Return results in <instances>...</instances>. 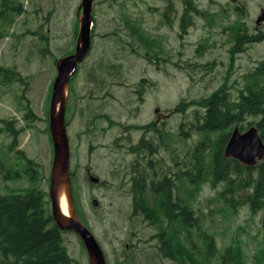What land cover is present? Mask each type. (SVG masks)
I'll use <instances>...</instances> for the list:
<instances>
[{"label": "rangeland", "instance_id": "obj_1", "mask_svg": "<svg viewBox=\"0 0 264 264\" xmlns=\"http://www.w3.org/2000/svg\"><path fill=\"white\" fill-rule=\"evenodd\" d=\"M97 1L103 3L94 9L96 33L111 32V36L94 38L86 60L75 66L66 119L71 127L69 176L72 173L74 203L79 219L97 240L106 264H174L167 258H148L140 252L143 247L153 246L155 239L149 237L156 230L167 233V222L154 209L162 194H153L148 187L136 193L133 209L128 180L137 155L150 160L149 173H165L172 179L168 188L170 202L178 199L187 203L199 224L191 228L189 242L183 229L173 233L179 260L187 264H219L221 253L229 248V260L233 261L230 264H262V209L251 210L235 198L230 202L228 194H221L223 182L206 179L191 184L182 173L191 166L193 146L202 137V132L191 128L195 124L193 111L201 108L190 102L207 96L221 83L235 97L245 76L264 63V21L254 23L260 10L264 11V0ZM17 2L24 6L21 14L10 10L11 4ZM78 2L0 0V12L5 15V19L0 17V66L14 71L11 77L0 74V120H4L0 122V195L30 187L41 188L47 194L51 144L46 111L55 75L54 61L71 49L72 9ZM184 7L188 11L182 25ZM32 8L36 9L34 23ZM123 14L129 15L142 32L140 39L129 38L121 31ZM234 20H239L246 32L262 35L257 41L242 43L240 51L230 53ZM37 27L38 40L25 34ZM45 27L54 38L43 42ZM146 56H152L151 62ZM109 72L117 74L116 81ZM92 73L99 74L96 78H102L103 88L114 97L105 105L96 101L103 90L96 87L99 81L92 79ZM139 77L149 83L140 87L141 99L134 93ZM261 81L264 83V78ZM76 96L79 99L75 100ZM81 101L86 103V109L80 107L82 110L91 113L98 108L117 123L110 128L106 120L98 118L86 124L78 107ZM27 105L31 118L24 117ZM251 120L246 117L242 121L243 129ZM84 131L89 132L88 136L83 135ZM142 137L149 145L144 148L141 144L144 153L134 155L130 145ZM115 141L120 145L115 146ZM25 158L36 164L33 179L25 174ZM88 175L103 181L104 186L90 182ZM92 199L97 201L96 206L91 205ZM149 214L155 216L154 225L149 218L142 219ZM200 230L213 238L216 251L211 257L205 254V245L197 233ZM62 244L74 261L88 264L83 246L72 231L62 232Z\"/></svg>", "mask_w": 264, "mask_h": 264}, {"label": "trees", "instance_id": "obj_2", "mask_svg": "<svg viewBox=\"0 0 264 264\" xmlns=\"http://www.w3.org/2000/svg\"><path fill=\"white\" fill-rule=\"evenodd\" d=\"M10 10L17 14L20 13V2L16 5L11 4ZM187 11L188 7L187 10L184 7L182 25H184ZM1 13L0 17L5 19V15ZM125 24L127 25L126 21ZM231 24L233 40L230 53L240 51L242 43H251L261 39V32L254 34L246 32L239 20H234ZM134 32L140 39L142 32L138 27L134 28ZM0 74L3 78L11 77L14 71L0 66ZM263 78L264 63H260L245 76L244 84L237 90L235 97L230 96L229 87L221 83L207 96L190 100V103L201 108L197 112L193 111L195 124L191 128L196 132H202V137L193 146L191 166L182 173L183 178L191 184H198L206 179L212 183L223 182L224 190L221 194L224 196L228 194L231 198L230 202L235 198L251 210L264 208V154L256 164L247 166L233 158L224 157L222 151L234 125H237L240 131L244 130L241 123L246 117H252V120L247 122L246 128L254 126L264 145V83L261 81ZM25 109L24 117L31 118L32 111L28 105ZM4 124L8 126V123ZM181 133L186 136V132L181 130ZM25 164V174L33 179L36 174V164L28 158H25ZM69 177L73 199L72 173ZM166 187L164 192L157 190L153 194L159 191L160 194L165 195L164 199L161 195L154 209L165 216L167 233L165 234V230L160 228L156 230V233L149 237V239H155L153 246L143 247L140 252L143 255L147 254L148 258H167L174 264H187L175 256L174 237L180 228L183 229L184 237L188 241L191 228L199 224L195 223L196 217L187 203L178 199L173 200V203L170 202L169 185ZM132 195L135 198L136 194L132 193ZM165 200L168 202H164ZM73 206L77 213L75 203ZM134 207L135 200L133 209ZM77 215L80 218L78 213ZM142 215L145 216L146 213ZM146 218H149V222L153 225L156 222L155 216L149 214L142 217V219ZM62 232L65 231L59 230L51 218L45 190L30 187L17 193L0 195V264H79L68 255L63 246ZM197 233L205 245V254L211 257L216 251L212 236L204 230L197 231ZM190 246L187 247L190 248ZM230 258L232 259L230 250L226 248L219 257V264L232 263ZM130 264H144V261Z\"/></svg>", "mask_w": 264, "mask_h": 264}, {"label": "water", "instance_id": "obj_3", "mask_svg": "<svg viewBox=\"0 0 264 264\" xmlns=\"http://www.w3.org/2000/svg\"><path fill=\"white\" fill-rule=\"evenodd\" d=\"M90 3L91 0H81L73 52L60 56L54 61L55 75L51 82L46 113L47 134L51 144L47 197L54 224L59 230L72 231L78 237L85 251L87 263L106 264L97 240L81 222L73 206L69 179V149L64 124L68 79L76 64L83 60L89 49ZM262 21H264V11L260 10L254 23L259 24ZM222 153L224 157L252 166L263 157L264 145L254 126L240 131L237 125H234ZM88 179L93 183L98 181L97 177L91 175H88ZM61 201L64 204V212L60 207ZM96 204L97 201L92 199L91 205L96 206ZM261 225L264 229V208Z\"/></svg>", "mask_w": 264, "mask_h": 264}, {"label": "flooded vegetation", "instance_id": "obj_4", "mask_svg": "<svg viewBox=\"0 0 264 264\" xmlns=\"http://www.w3.org/2000/svg\"><path fill=\"white\" fill-rule=\"evenodd\" d=\"M80 3H81V0H79L78 4L75 5L74 9H72L73 14H74V18H73V30H72V34H71V40H70L71 49L68 52H66L64 55L71 53L73 51V49H74L73 47H74L75 37H76L77 29H78V23H77L78 22V15H79L80 9H81L80 8ZM98 3H100V2L97 1V0H91V3H90L91 21H90V25H89L90 26V28H89L90 40H89L88 52H89L90 48L92 47L94 38H96V37L105 38L107 36H111V32L110 33H104V34L96 33L94 22H95V19L97 20V18H96V15H94V9H95V7L97 5H99ZM101 3H103V1ZM32 9H33V11H32V21L34 23L35 17H34L33 13H36L35 12L36 9H34V8H32ZM23 10H24V6L21 4L20 14L23 12ZM123 16H124V18L121 19V25L119 26V27H122L121 31L125 32L127 37H129V38L134 39V36H136V38L139 39V37L134 32V28H136V25H134V21L127 14H125V15L123 14ZM41 20L46 22L44 18H42ZM125 21L127 22V25L125 24ZM76 25H77V27H76ZM38 29H39V27H37V29H30V30H28V33H25V34L32 35L33 37H35L38 40L40 38ZM123 29H125V30H123ZM48 32H49V36H48ZM44 33H45V39L43 40V42L48 41L49 37L50 38L51 37L54 38V36L50 34L49 27H45L44 28ZM112 36L115 38V34L114 33H112ZM127 45H129V43ZM130 48H131L130 49L131 52L135 53V48L133 46H131ZM88 52L86 53V56L84 57L82 62H84L86 60V58L88 57V55H87ZM146 58H147V62L148 63L151 62V58L150 57L146 56ZM74 71H75V69H74ZM74 71H73V73L70 75V77L68 79L67 97H66V103H65V108H64V124H65V131H66L68 149H69V161H70V155L72 153V148H71V145H70V131H71V127H70V120L66 119V115H67V113L69 111V107H70V102H69L70 78L74 74ZM108 74H110V78L111 79H113L114 81L117 80V74H112L110 72ZM90 76L93 77L92 79L95 78V80L100 82V83L99 82L96 83V87L98 88V90H103L101 95H99L98 98L96 99L97 102L99 101L98 103L101 106H102V104L105 105L104 102L110 101V99H112V98L114 99L112 93L108 92L107 88L106 89L103 88L104 85H103V82H101L102 78H96V77L99 76L98 73H96V74L92 73V74H90ZM146 81L147 80H145L143 77L142 78L139 77L137 79L138 89H135L134 93H135V96L137 95L139 99H141V92H142L141 88H144L146 86V84H149V83H146ZM77 99H79L78 96H76L75 100H77ZM84 106H86V103H83L81 101V104L78 107L79 108L81 107L82 109H86V108H84ZM81 108H80V110H81V113H82V117H83V119L86 120V124L92 123V120L96 121V119L102 118V119L106 120L108 124H110V126H107V127L111 128V126H113V123H114L113 120L110 119L107 116V114H105L103 112H98L97 111L98 108H96V110L94 112H91V113H88V112L82 110ZM156 111H157V109L155 108L154 112H156ZM116 123L117 122H115L114 124H116ZM124 127L127 128L126 126H124ZM144 127H145V125L142 126L143 129H144ZM88 133H89L88 131H84L83 135L86 137V136H88ZM144 137L139 138L138 140H136L135 144L130 145V146H133L132 153L134 155H137L139 153V151L144 153L143 148L141 147V144L143 145L144 148H146L149 145V143L147 141H145ZM119 145L120 144L116 143V141H115V146H119ZM141 156L142 155H137L132 160L131 168H132L133 171H132V173L130 175V178L128 180V183H129L128 185H129V188H130V190H128V192L136 194L137 192H142L146 187H148V189L152 190L153 192H155L157 190H160V192H164L165 189H167L166 185H170L172 179L168 178L167 176H165V173L164 174H160V175H157L155 172L149 173L151 162H150V160L147 161V160H145V158H141ZM85 173L89 174V171H88L87 168H85ZM157 177H159V179ZM97 184H98V186H102V187L104 186L103 181H101L99 179L97 181ZM122 184H121L120 188L124 189ZM164 196H163L162 199H164ZM131 200H132V203H134L133 195L131 197ZM177 207L179 208L178 205H177Z\"/></svg>", "mask_w": 264, "mask_h": 264}, {"label": "bare ground", "instance_id": "obj_5", "mask_svg": "<svg viewBox=\"0 0 264 264\" xmlns=\"http://www.w3.org/2000/svg\"><path fill=\"white\" fill-rule=\"evenodd\" d=\"M60 207H61L62 211L64 212V204L62 201L60 202Z\"/></svg>", "mask_w": 264, "mask_h": 264}]
</instances>
